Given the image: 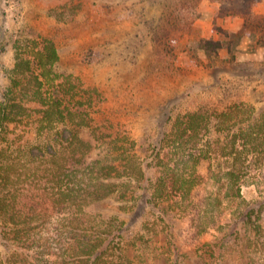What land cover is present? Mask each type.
Here are the masks:
<instances>
[{
  "label": "trees",
  "instance_id": "trees-1",
  "mask_svg": "<svg viewBox=\"0 0 264 264\" xmlns=\"http://www.w3.org/2000/svg\"><path fill=\"white\" fill-rule=\"evenodd\" d=\"M180 2L176 7L190 4ZM233 10L243 17V30L221 29L224 40L201 39L208 55L226 48L234 57L246 35L264 45V16L249 4ZM30 35L12 43L15 57L0 103V228L15 249L0 264H127L145 224L132 238L130 228L147 194L155 207L186 220L197 243L224 242L229 215L236 229L241 217L258 213L246 186L260 173L251 171L254 159L264 175V121L252 105L203 106L177 118L161 141V166L152 177L131 154V138L97 136L85 103L92 92L58 70L61 56L52 40L33 50L38 43ZM13 126L24 129L12 140ZM13 143L14 156L8 153ZM200 145L204 150L195 151ZM108 198L122 201L120 212L94 213Z\"/></svg>",
  "mask_w": 264,
  "mask_h": 264
},
{
  "label": "rangeland",
  "instance_id": "rangeland-1",
  "mask_svg": "<svg viewBox=\"0 0 264 264\" xmlns=\"http://www.w3.org/2000/svg\"><path fill=\"white\" fill-rule=\"evenodd\" d=\"M180 1L0 0V103L15 57L12 43L31 33L38 43L33 50L44 38L52 40L61 56L58 70L92 92L85 103L97 136L120 132L131 138V154L149 176L161 166L160 144L177 118L203 106L245 102L264 121V45L246 35L234 57L226 48L208 55L198 45L203 38L224 40L221 29L241 32L245 21L233 8L249 4L264 16V0H187L189 6L176 7ZM22 127L13 126L10 139ZM17 147L13 143L8 153L16 155ZM261 166L254 159L251 171L260 173H252L246 186L247 202L257 201L258 213L252 220L241 217L236 229L235 215H229L230 235L216 245L192 241L186 220L165 213L164 205L155 207L147 194L146 208L130 228L132 238L145 224L127 264H264ZM121 203L108 198L94 213L118 214ZM14 250L0 228V258H11Z\"/></svg>",
  "mask_w": 264,
  "mask_h": 264
}]
</instances>
